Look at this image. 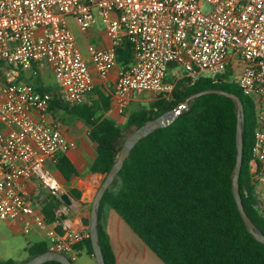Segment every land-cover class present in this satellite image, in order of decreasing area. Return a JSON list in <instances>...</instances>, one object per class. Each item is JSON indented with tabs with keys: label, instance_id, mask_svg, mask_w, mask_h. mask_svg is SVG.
Segmentation results:
<instances>
[{
	"label": "built area",
	"instance_id": "1",
	"mask_svg": "<svg viewBox=\"0 0 264 264\" xmlns=\"http://www.w3.org/2000/svg\"><path fill=\"white\" fill-rule=\"evenodd\" d=\"M95 11L110 46L88 45L94 68L103 82L112 71L117 76L109 113L123 115L136 94L171 99L172 66L192 83L230 73L229 82L254 99L250 165L263 204L264 0H0V218L18 223L25 234L43 229L48 249L72 263L79 259L77 246L89 238L88 230L72 222L59 233L31 202L27 183L33 178L60 196L61 185L44 167L57 165L58 155L75 143L50 118L49 97L20 76L31 66L51 67L70 104L87 102L95 80L67 17L86 32L95 24ZM124 40L133 50L127 65L119 62Z\"/></svg>",
	"mask_w": 264,
	"mask_h": 264
},
{
	"label": "trees",
	"instance_id": "2",
	"mask_svg": "<svg viewBox=\"0 0 264 264\" xmlns=\"http://www.w3.org/2000/svg\"><path fill=\"white\" fill-rule=\"evenodd\" d=\"M118 53L120 64L133 61L127 40ZM229 75L218 76L216 82L203 77L195 83L187 78L167 79L176 82L172 98L157 96L150 108L142 106L131 113L124 125L103 115L111 107L110 94L98 92L97 101L72 105L62 92H51L39 75L31 84L49 97L53 116L61 112L69 117V122L77 118L88 126V138L97 153L91 170L101 175L109 172L130 133L147 120L178 107L191 94L220 89L239 95L246 110L240 192L245 210L264 233L262 204L250 165L257 111L253 100L229 82ZM236 133L233 100L207 94L192 101L190 109L171 125L157 129L136 145L101 203L99 232L106 264H116L110 238L101 222L106 206L114 209L164 264H264V244L248 231L233 194ZM57 167L67 180L77 174L65 155L58 156ZM71 195L76 200L81 198L77 192ZM61 203L58 196L52 195L44 206L48 222L66 218L55 212ZM84 245L94 256L90 237L77 249ZM46 251L49 249L45 243H37L27 249L28 259Z\"/></svg>",
	"mask_w": 264,
	"mask_h": 264
},
{
	"label": "crops",
	"instance_id": "3",
	"mask_svg": "<svg viewBox=\"0 0 264 264\" xmlns=\"http://www.w3.org/2000/svg\"><path fill=\"white\" fill-rule=\"evenodd\" d=\"M96 23L91 29L83 32L84 37L82 41L85 43L86 49L81 50L79 48L95 80V89L89 94L86 100L90 102H93L94 100L97 101V97L99 95L98 92L104 95L110 94L115 88L117 78L116 71H112L109 80L103 82L94 68L91 54L88 50V45L93 44L100 48H107L110 46V39L106 34L105 26L104 29L100 30L98 29ZM31 67L34 68V73L35 71L37 72L34 76L39 75L44 85L49 86L51 84L53 86H58L60 92H63L51 67L45 66L39 69L36 66ZM23 78L24 76L21 72L20 80L28 82L23 80ZM109 110L104 114V116L120 123V115H117L116 113H109ZM50 118L54 121L59 130L65 134L70 141L75 143L74 148L59 154L60 156H67L73 163L77 172L75 176L73 175L67 180L59 171L57 165L51 161L47 162L44 167L45 170L50 173L61 185L62 190L60 195L64 193L68 194L69 198L73 202L70 212H68L63 202L58 206L60 210L56 212L57 215H65V219H58L53 222H49V224L55 227L59 233H63L64 229L62 226L66 222H72L73 226L78 228H85L81 226L79 219L81 216L88 217L90 215L93 197L101 185L104 175L95 173L91 170V167L97 157V153L88 138V127L84 125V122L76 118L73 121V126L69 127L64 124L61 125L56 119H53L51 112ZM80 121L83 123L84 128H82L83 125ZM27 190L30 194L31 202L38 205L39 209L44 211V206L50 203V200L52 199L50 191L44 188L37 178H33L27 183ZM72 192L80 193V200H76L73 195H71ZM101 217V222L110 238L111 247L116 256V264H164L163 261L159 259L149 247H147V245L114 209L106 206L102 211ZM4 224L12 234V237L15 240L19 239L17 241L22 244L21 250L26 253L27 256V249L31 246L42 242L48 245V240L43 229L35 228L31 231V233L25 234L22 232L18 223L13 221H4ZM78 250L80 251L79 259L86 255L85 259L81 261L79 259L77 260V262L80 261L79 264H97L95 257L87 252V247L85 245Z\"/></svg>",
	"mask_w": 264,
	"mask_h": 264
},
{
	"label": "water",
	"instance_id": "4",
	"mask_svg": "<svg viewBox=\"0 0 264 264\" xmlns=\"http://www.w3.org/2000/svg\"><path fill=\"white\" fill-rule=\"evenodd\" d=\"M207 94H218L233 100L236 106L237 114V133H236V165L232 173L233 181V194L237 203L238 210L244 220V223L248 231L255 237V239L264 244V233L254 223L251 217L245 210L241 192H240V175L243 166L244 158V139H245V123H246V110L242 98L229 91L220 89H207L199 92H195L188 96L178 107L169 110L160 116L147 120L142 126L130 133L122 144L120 152L107 174L104 175L103 181L96 191L92 204L91 211L88 217L81 216L79 222L81 226L85 227L89 231V237L94 253V257L97 264H106L99 232V216L101 210V203L105 193L113 184L114 180L118 177L122 170L125 161L129 158L131 152L136 145L145 137L152 134L154 131L160 128L168 127L171 125L184 111L190 109L191 102ZM59 199L63 202L64 206L70 212L72 207V200L69 195L64 193L59 196ZM60 208H56L55 212H58ZM56 261L61 264H74L64 254L56 251H46L40 253L25 262L19 264H45L47 262ZM0 264H14V263H0Z\"/></svg>",
	"mask_w": 264,
	"mask_h": 264
},
{
	"label": "rangeland",
	"instance_id": "5",
	"mask_svg": "<svg viewBox=\"0 0 264 264\" xmlns=\"http://www.w3.org/2000/svg\"><path fill=\"white\" fill-rule=\"evenodd\" d=\"M95 16H96L95 23L97 22L96 24L98 26V29H100V30L104 29V24L100 20V17L98 15L97 11H95ZM67 22L69 24L71 31L73 32V34L75 36V39H76V42H77L79 48L81 50L86 49V45L82 41V39L84 37L83 32L80 31L75 19H73L72 16H68ZM21 72L23 73V76H24L23 80H26L29 83L33 82V80L35 78V76H34L35 73H34L33 67L25 68ZM184 74H185L184 70L181 67H174V68H171V70L168 72L167 79L168 80H175V81L179 80V79H184ZM206 78L211 79L213 82L217 81L215 78H213L211 76H206ZM48 87H49L50 91L53 93L60 92V89L58 88V86H53L50 84ZM156 98H157V96L153 95V94H140V95L136 94L135 99L132 100L129 103L128 107L126 108V112L123 115L119 116V119H120L119 124L124 125L127 118L131 115V113L139 110L142 106L150 108L151 103H153V101ZM253 102H254V99H253ZM249 111H250V108H249ZM52 118L56 119L57 122H59L61 125L64 124V125L69 126V127L73 126L74 120L72 119L69 122V117L66 116L65 114L61 113V112L58 113V115L56 117L52 115ZM77 121H79V120H77ZM82 122H81V124L83 125ZM84 125L86 127H88L85 123H84ZM84 125L82 128H84ZM118 185H119V182H118V184H115L114 186H112L111 189L112 190L116 189L118 187ZM257 196L259 199H261V194L259 192H257ZM262 201L264 202V200H262ZM263 204H262V207L260 209H261L262 215L264 216V205ZM17 240H19V239H17ZM17 240H15L12 237V234L9 232L7 226L4 224V221L0 218V263L13 262L14 264H19V263H22V262H25L28 260L29 255L27 256V254L21 250L22 244ZM85 258H86V255L82 256L79 260L81 261ZM80 261L74 262V264H79Z\"/></svg>",
	"mask_w": 264,
	"mask_h": 264
}]
</instances>
